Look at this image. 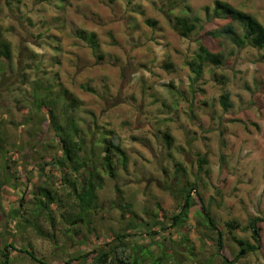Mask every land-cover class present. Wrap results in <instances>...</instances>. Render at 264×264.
Segmentation results:
<instances>
[{"label":"rangeland","instance_id":"rangeland-1","mask_svg":"<svg viewBox=\"0 0 264 264\" xmlns=\"http://www.w3.org/2000/svg\"><path fill=\"white\" fill-rule=\"evenodd\" d=\"M215 1H175L172 17L188 14L199 19L191 35L180 37L162 10V0H0V25L12 47V69L0 75L2 128L13 137L10 140L18 139L20 147L13 153L10 183L0 190V228L8 227L0 248L12 241L16 248L28 247L46 264H84L86 260L76 256L106 243L136 220L149 225L130 227L127 232L132 234L125 240L141 256L166 252L181 257V264H208L209 259L221 264V256L238 255L241 240L257 249L233 264H264V223L255 227L259 228L255 238L246 228L250 216L264 217V57L252 46L229 54L230 45L219 47L216 39L204 35L222 23L213 17ZM223 1L250 12L264 25V0ZM148 18L156 24H147ZM78 29L96 33L101 59L75 35ZM200 36L212 50L222 48L225 59L219 66L205 65L192 90L186 62L194 56ZM35 79L43 86L51 84L53 90L59 85L69 89L81 100L78 114L84 127L95 122L116 132L126 152L125 167L114 160V175L102 174L96 207L88 213L89 228L67 223L66 218L77 211L72 198L66 205L52 203L53 221L38 217L39 230L21 219L17 226L11 218L10 210L20 200L26 217L34 202V181H41L35 162L49 160L40 147L26 145L35 114L29 113L24 99ZM224 92L231 105L226 110L220 104ZM165 131L174 137L170 148L163 139ZM199 156L206 159L202 171L197 169ZM177 163L185 173L177 172ZM60 169L54 172L55 181L64 172ZM27 171L34 173L29 181ZM45 173H50L48 165ZM196 178L217 230L223 233L220 255L213 244L215 232L198 220L200 203L195 194L197 203L190 207L184 225L169 224L168 217L182 200L175 191ZM66 196L58 187L57 197L63 201ZM183 236L188 240L182 245ZM10 253L8 264H40L21 251ZM150 263L156 264V258ZM160 264L174 263L166 258Z\"/></svg>","mask_w":264,"mask_h":264},{"label":"trees","instance_id":"trees-1","mask_svg":"<svg viewBox=\"0 0 264 264\" xmlns=\"http://www.w3.org/2000/svg\"><path fill=\"white\" fill-rule=\"evenodd\" d=\"M175 1L162 0V10L166 17L169 18V21L172 22L177 34L180 37H188L196 29L199 19L197 17L192 18L188 14H175L172 17L170 15L171 6H173ZM206 9L209 10L208 8ZM213 12V17L222 19V23L206 30L204 32L205 36L216 39L219 47L230 45L229 54H234V51L237 52L247 46H252L261 50L264 57V25L254 15L223 0L215 1ZM156 22L152 18L146 19V23L151 26H154ZM75 35L85 43L95 58H102L100 45L94 31L78 29L75 31ZM197 44L194 56L186 62L190 71V89L192 90L202 77L205 65L219 66L225 59L222 48L212 50L205 44L201 36L197 39ZM11 63V42L4 35V28L0 25V75H8V72L12 69ZM24 100L28 101L29 113L31 111L32 114H35V121L27 131L28 139L26 145L28 147H40L41 152L46 154L49 160L43 159L35 162L37 175L41 178V181L44 180L43 178H45V181L44 184H39L41 182L39 180L34 181L37 185L33 196L34 202L27 210L26 217L20 211V206L22 205V200L20 199L23 197V191H21L17 207L10 210L11 218L16 222L17 226H19V220L21 219L24 225H29L39 230L38 217L43 215L53 221L50 207L52 203L60 202L66 205L69 204L72 198L77 211L75 216L66 218L67 223L71 226L77 224L88 227L90 224L88 213L96 207L97 191L103 183L102 174L108 172L110 176L114 175V160L122 167L126 166L127 156L121 147L119 135L114 131L102 129L95 122H93V126L84 127L83 120L78 114L81 100L62 85L53 90L51 84L43 86L40 80L35 79L32 82L31 90L27 92ZM220 104L225 110L231 106L228 92L220 95ZM2 115L3 113L0 112V190L3 185L10 183L12 177L10 171L15 164L13 153L18 152L20 149L18 139L10 140L13 137L3 129L4 121L2 120ZM30 120H32V117L25 119L26 122ZM44 123L46 124L45 126H43ZM39 128H41L39 131L41 132L40 135L37 134ZM43 132H45L44 135H42ZM162 134L167 148L172 147L174 137L168 131ZM58 152H61V154L58 155ZM197 163L198 171H202L204 164H206L205 157L199 156ZM45 165H48L50 173H45ZM60 168L64 172L60 175L58 181H55L56 175L54 172ZM176 170L177 172L185 173L184 167L178 163L176 164ZM33 174V171H27L28 181L34 176ZM54 182L57 183L54 185ZM58 187L64 188L67 193L66 199H63V201L57 197ZM175 192L181 196L182 200L178 211L168 217L170 226L173 228L184 225L188 219L190 207L197 203L194 197L195 194L200 203V208L197 212L198 220H201L209 231L215 232L216 236L213 244L219 254V251L225 247L222 239L223 233L221 230H217L218 224L212 214L210 203H206L199 192V179L196 178V180H187L183 184L181 183ZM261 222L264 223V217L250 216L246 228L252 230ZM154 223L161 224V229L168 230L169 228L164 226L161 221H155ZM135 225L145 226L149 224L143 221L130 220L115 237L99 247H94L83 256H76L77 260L83 257L86 260L84 264H151V259L155 257L156 264L163 263L166 258H171L174 264H181V257L179 259L178 257H169L166 252L162 256L160 254L141 256L140 253L136 252V249L131 251V246L126 242L125 237L132 234V232L128 233L127 231L130 227H135ZM3 227L6 228L4 230L0 228V242L2 233L8 228L5 224ZM154 232L157 233L156 231ZM258 232L259 228H257ZM181 240L180 244L183 245V242L187 241L188 238L183 236ZM165 243L168 244L169 242L165 240ZM239 244L245 248L246 252L255 249L254 245L241 240ZM11 250L21 251V253L28 255L34 261L44 264L41 259L35 257V254L28 247L16 248L12 241L4 242L2 248H0V264L9 263ZM188 250L193 254L192 247H189ZM67 262L69 263V261ZM220 263L229 264L230 262H228L226 256H221ZM208 264H211L210 259Z\"/></svg>","mask_w":264,"mask_h":264},{"label":"flooded vegetation","instance_id":"flooded-vegetation-1","mask_svg":"<svg viewBox=\"0 0 264 264\" xmlns=\"http://www.w3.org/2000/svg\"><path fill=\"white\" fill-rule=\"evenodd\" d=\"M252 232H253V229H252ZM257 234V233H256ZM253 235H255L254 233H253ZM255 237V236H254ZM255 246V245H254ZM241 249H243V250H245V248L244 247H242ZM240 249V250H241ZM257 249V246H255V249H252L251 251H254V250H256ZM239 250V251H240ZM251 251H249V252H251ZM246 253H248V252H246V250H245V252H244V254H246ZM243 255V254H242ZM240 256V254H239V252H238V255H236V257H234L233 259H228V262H230L229 264H233L234 262L233 261H236V259L238 258ZM44 264H46V263H44Z\"/></svg>","mask_w":264,"mask_h":264},{"label":"water","instance_id":"water-1","mask_svg":"<svg viewBox=\"0 0 264 264\" xmlns=\"http://www.w3.org/2000/svg\"><path fill=\"white\" fill-rule=\"evenodd\" d=\"M253 233H254V234L257 233V229H256V228L253 229ZM244 252H245V250L241 249V250L239 251V254L242 255V254H244Z\"/></svg>","mask_w":264,"mask_h":264}]
</instances>
